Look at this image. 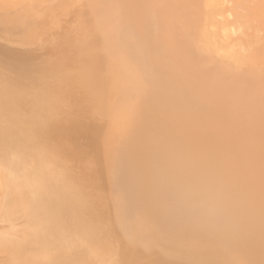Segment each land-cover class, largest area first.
<instances>
[{"label": "rangeland", "instance_id": "1", "mask_svg": "<svg viewBox=\"0 0 264 264\" xmlns=\"http://www.w3.org/2000/svg\"><path fill=\"white\" fill-rule=\"evenodd\" d=\"M0 95V264H264V0H0Z\"/></svg>", "mask_w": 264, "mask_h": 264}, {"label": "bare ground", "instance_id": "2", "mask_svg": "<svg viewBox=\"0 0 264 264\" xmlns=\"http://www.w3.org/2000/svg\"><path fill=\"white\" fill-rule=\"evenodd\" d=\"M4 37H5V36H4ZM130 39H131V38H130ZM14 41H15V40H14ZM20 41H21V40H20ZM24 41H25V40H24ZM132 41H133V40H132ZM131 43H133V42H131ZM131 43H130V44H131ZM30 44H31V43H30ZM8 45H9V44H8ZM19 46H20V45H19ZM23 46H24V45H23ZM30 46H31V45H30ZM31 47H32V46H31ZM31 47H30V48H31ZM22 48H23V47H22ZM6 52H7V51H6ZM15 54H16V53H15ZM187 77H188V76H187ZM5 83H6V82H5ZM6 85H7V84H6ZM2 87H3V86H2ZM6 87H7V86H6ZM9 90H10V89H9ZM2 91L4 92V90H2ZM7 91H8V90H7ZM7 91H6V92H7ZM169 91H171V90L169 89ZM174 91H175V90H174ZM3 92H2V93H3ZM12 92H13V91H12ZM4 93H5V92H4ZM10 93H11V92H10ZM171 93H172V92H171ZM6 94H7V93H5V95H6ZM167 94H168V93H167ZM2 95H4V94H2ZM9 95H10V94H9ZM0 96H1V95H0ZM14 96H15V95H14ZM169 96H171V95H169ZM174 96H175V95H174ZM2 97H3V96H2ZM11 97H12V96H11ZM7 98H10V96L7 95ZM12 98H13V97H12ZM12 98L9 99L10 101H7V99H6V97H5L7 103H8V102L10 103L11 100L14 99V98H13V99H12ZM46 98H47V97H46ZM2 99H3V100H2ZM2 99H0V104H3V103L5 104L6 101H4V98H2ZM43 99H44V98H43ZM101 99H102V98H101ZM170 99H171V98H170ZM102 100H103V99H102ZM102 100H101V101H102ZM168 100H169V99H168ZM46 101H47V100H46ZM103 101H104V100H103ZM195 101L197 102V101H199V99H198V100H195ZM12 102H13V101H12ZM42 102L44 103L45 101H42ZM102 103H103V102H102ZM108 103H110V102L108 101ZM205 103H206V102H205ZM207 103H208V102H207ZM207 103H206V104H207ZM46 104H47V103H46ZM104 104H106V102H105ZM190 104H191V103H190ZM198 104H199V103H198ZM201 104H203V103H201ZM7 105H8V104H7ZM38 105H39V104H38ZM107 105H108V104H107ZM183 105H185V104H183ZM192 105H193V104H192ZM203 105H204V104H203ZM208 105H209V104H208ZM42 106H43V105H42ZM44 106H48V105H44ZM180 106H181V105H180ZM187 106H188V105H187ZM187 106H186V107H187ZM195 106H196V105H195V103H194V106H193V107H195ZM38 107H39V106H38ZM196 107H197V106H196ZM200 107H201V105H200ZM200 107H198L197 109H196V108H194V109L191 108V110H192V111H193V110L195 111V109H196V110L199 111V109H201ZM209 107H210V106H209ZM42 108H43V107H42ZM177 108H178V107H177ZM180 108H181V107H180ZM180 108H179L178 110H180ZM203 108H204V106L202 107V109H203ZM40 109H41V106H40ZM44 109H45V108H44ZM187 109L190 110V108H186V110H187ZM205 109H206V107H205ZM205 109H204V110H205ZM213 109H214V108H213ZM42 110H43V109H42ZM168 110H170V109H168ZM211 110H212V109H211ZM192 111H191V112H192ZM194 111H193V112H194ZM201 111H202V110H201ZM201 111H200V112H201ZM173 112H174V111H173ZM193 112H192V113H193ZM196 112H197V111H196ZM202 112H203V111H202ZM205 112H206V111H205ZM208 112H209V111H208ZM198 113H199V112H198ZM198 113H197V114H198ZM203 113H204V112H203ZM203 113H202V114H203ZM206 113H207V112H206ZM212 113H213V112H212ZM165 114H167V113H165ZM175 114H176V113H175ZM195 114H196V113H195ZM214 114H215V113H214ZM217 114H218V113H217ZM208 115H209V114H207V116H208ZM215 115H216V114H215ZM219 115H220V114H219ZM224 115H227V113H225ZM224 115H223V116H224ZM167 116H168V115H167ZM171 116H172V115H171ZM175 116H176V115H174V117H175ZM191 116H192V115H191ZM203 116H204V115H203ZM203 116H201V117L203 118ZM233 116H234V115H233ZM240 116H241V115H240ZM240 116H239V118H241ZM218 117H219V116H218ZM225 117H227V116H224V119H225ZM228 117H229V116H228ZM230 117H231V115H230ZM236 117H237V116H236ZM236 117H235V118H236ZM169 118H170V117H169ZM172 118H173V117H172ZM194 118H195V117H194ZM196 118H197V116H196ZM205 118H206V117H205ZM208 118H209V117H208ZM208 118H207V119H208ZM220 118H222V117H220ZM220 118H218V119H220ZM232 118H233V117H232ZM237 118H238V117H237ZM244 118H245V117H244ZM199 119H201V118H199ZM199 119H198V120H199ZM224 119L222 118L223 121H224ZM233 119H234V118H233ZM233 119H232V122H233ZM247 119H248V118H247ZM247 119H246V120H247ZM193 120L195 121L196 119H193ZM202 120H203V119H202ZM210 120L212 121L211 118H210ZM226 120H228V119H226ZM235 120H238V119H235ZM246 120H245V122H246ZM203 121H205V119H204ZM206 121H207V120H206ZM213 121H215V119H213ZM213 121H212V122H213ZM216 121H217V120H216ZM216 121H215V122H216ZM218 121L221 122L220 120H218ZM241 121H242V119L240 120V122H241ZM248 121H249V120H248ZM181 122H182V121H181ZM199 122H201V121H199ZM207 122H208V121H207ZM224 122H225V121H224ZM224 122H223V123H224ZM227 122H229V121H227ZM237 122H238V121H237ZM237 122L235 121V123H237ZM177 123H178V122H177ZM191 123H192V122H191ZM203 123H204V122H203ZM217 123H218V122H217ZM233 123H234V122H233ZM235 123H234V125H237V124H235ZM238 123H239V122H238ZM241 123H242V122H241ZM249 123H250V122H249ZM199 124H200V123H199ZM205 124H207V123H205ZM211 124H212V123H211ZM213 124H214V123H213ZM230 124H231V123H230ZM245 124H246V123H245ZM252 124H253V123H252ZM218 125H219V124H218ZM222 125H224V124H222ZM234 125H233V126H234ZM208 126H210V125H208ZM208 126H205V128L208 127ZM211 126H212V125H211ZM215 126L217 127V124H215ZM220 127H221V125H220ZM220 127H219V130L221 131L222 129H220ZM226 127H227V126H226ZM230 127H231V126H230ZM230 127H227V128H230ZM238 127H239V126H238ZM241 127H242V126H241ZM245 127H246V126H245ZM253 127H254V125H253ZM182 128H183V127H182ZM203 128H204V127H203ZM214 128H215V127H214ZM227 128H226V130H227ZM234 128H235V127H234ZM194 129H195V128H194ZM223 129H225V128H223ZM232 129H233V128H232ZM232 129H231L230 131H232ZM242 129H243V128H242ZM5 130L7 131V129H5ZM197 130L199 131V129H197ZM257 130H259V128H258ZM195 131H196V130H195ZM207 131H208V130H207ZM212 131H213V130H212ZM217 131H218V130H217ZM220 131H219V132H220ZM222 131H225V130H222ZM227 131H228V130H227ZM259 131H260V130H259ZM259 131H258V133H259ZM3 132H4V130H3ZM187 132H188V131H187ZM209 132H210V131H209ZM219 132H218V133H219ZM248 132H249V131L247 130V133H248ZM8 133H9V132H8ZM8 133H7V134H8ZM202 133H203V132H202ZM207 133H208V132H207ZM212 133H213V132H212ZM215 133H216V132H215ZM215 133H214V134H215ZM256 133H257V132H256ZM260 133H261V132H260ZM0 134H2L1 131H0ZM216 134H217V133H216ZM219 134H220V133H219ZM226 134H227V133H225V135H226ZM228 134H229V133H228ZM10 135H11V134H10ZM187 135H188V134H187ZM198 135H199V133H198ZM202 135H203V134H202ZM205 135H206V134H205ZM237 135H238V134H237ZM254 135H255V134H254ZM1 136H4V135H1ZM5 136H6V135H5ZM194 136H196V135H194ZM208 136H209V134H208ZM208 136H207V137H208ZM211 136H212V135H211ZM220 136H221V135H220ZM228 136H229V135H228ZM242 136H243V135H242ZM256 136H257V135H256ZM256 136H254V137H256ZM207 137H206V138H207ZM230 137H231V136H230ZM244 137H246V136H244ZM244 137H243V138H244ZM252 137H253V136H252ZM257 137H258V136H257ZM211 138H212V137H211ZM215 138H216V137H215ZM226 138H227V137H226ZM226 138H224V139H226ZM235 138H236V137H235ZM243 138H242V139H243ZM3 139H4V138H3ZM208 139H209V138H208ZM230 139H231V138H230ZM246 139H247V138H246ZM254 139H256V138H254ZM203 140H204V139H203ZM232 140H234V139H232ZM238 140H239V139H238ZM252 140H253V139H252ZM252 140H251V141H252ZM8 141H9V140H8ZM223 141H224V140H223ZM225 141H226V140H225ZM212 142H213V141H212ZM217 142H218V141H217ZM221 142H222V141H221ZM240 142H241V141H240ZM242 142H243V141H242ZM0 143H1V142H0ZM215 143H216V142H215ZM224 143H225V142H224ZM226 143H227V142H226ZM246 143H247V142H246ZM204 144H206V143H204ZM222 144H223V142H222ZM250 144H251V142H250ZM250 144H249V145H250ZM224 145H225V144H224ZM240 145H242V143H241ZM249 145H248V146H249ZM214 146H215V144H214ZM217 146H218V145H217ZM238 146H239V145H238ZM245 146H246V145H245ZM252 146H253V145H252ZM241 147H242V146H241ZM246 147H247V146H246ZM246 147H244V148H246ZM249 147H250V146H249ZM216 148H219V146L216 147ZM224 148H225V147H224ZM221 149H222V146H221ZM226 149H227V148H226ZM238 149H239V148H238ZM230 150H231V148H230ZM233 150H234V149H233ZM248 150H249V149H248ZM231 151H232V150H231ZM234 151H235V150H234ZM244 152H245V151H244ZM244 152H243V154H245ZM248 152H249V151H248ZM250 152H251V150H250ZM252 152H253V154H254V151H252ZM256 152H257V151H256ZM232 153H233V152H232ZM239 154H240V153H239ZM253 154H249V155H253ZM258 154H259V153H258ZM254 156H255V155H254ZM245 157H246V156H245ZM248 157H249V156H248ZM42 174H43V173H42ZM42 174H41V175H42ZM38 175H39V174H38ZM41 175H39V176H37V177H36L35 175H34V176H35L36 178H38V177H41ZM42 176H43V175H42ZM32 177H33V176H32ZM36 178H35V180H38V179H36ZM42 178H43V177H42ZM41 180H42V179H41ZM43 180H44V179H43ZM37 183H39V182L37 181ZM40 183H41V182H40ZM42 183H43V182H42ZM44 183H46V182L44 181ZM38 185L40 186L41 184H38ZM42 186H43V187H42ZM56 186H57V185H56ZM49 187H51V186H49ZM54 187H55V186H54ZM41 188H43V189L45 190L43 184L41 185ZM41 188H39L38 190L42 192V189H41ZM46 188H48V187L46 186ZM48 189H49V188H48ZM49 191L51 192V189H49ZM47 192H48V191H47ZM38 194H40V193H38ZM44 194H45V196L47 195L46 192H45ZM49 194H50V193H49ZM41 195H43V194L41 193V194H40V197H41ZM49 196H50V195H49ZM51 196H52L51 199H52L53 203H55V204L58 205V206H60V205L62 204V202H64V201H65V202H68V203L71 201V202H73L74 204H75V201H76V199H75V198H74V197H73V196H72V195H71V194H70V193H69V192L63 187V186H58V187L54 188L53 191H52V193H51ZM42 197H43V196H42ZM73 200H74V201H73ZM71 202H70L69 204H72ZM76 202H77V201H76ZM63 204H64V203H63ZM72 205H73V204H72ZM50 207H51V206H50ZM52 207H53V206H52ZM53 208H54V207H53ZM52 210H53V209H52ZM55 211H56V210H55ZM55 211H54V212H55Z\"/></svg>", "mask_w": 264, "mask_h": 264}]
</instances>
